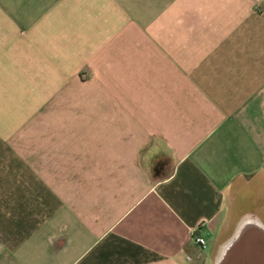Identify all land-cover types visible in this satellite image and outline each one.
<instances>
[{"label":"crops","instance_id":"crops-1","mask_svg":"<svg viewBox=\"0 0 264 264\" xmlns=\"http://www.w3.org/2000/svg\"><path fill=\"white\" fill-rule=\"evenodd\" d=\"M261 228L264 0H0V264H264Z\"/></svg>","mask_w":264,"mask_h":264},{"label":"built area","instance_id":"built-area-1","mask_svg":"<svg viewBox=\"0 0 264 264\" xmlns=\"http://www.w3.org/2000/svg\"><path fill=\"white\" fill-rule=\"evenodd\" d=\"M194 239L201 245H205L206 243V238L201 233L194 234Z\"/></svg>","mask_w":264,"mask_h":264},{"label":"water","instance_id":"water-1","mask_svg":"<svg viewBox=\"0 0 264 264\" xmlns=\"http://www.w3.org/2000/svg\"><path fill=\"white\" fill-rule=\"evenodd\" d=\"M262 232L264 233V228H261Z\"/></svg>","mask_w":264,"mask_h":264}]
</instances>
